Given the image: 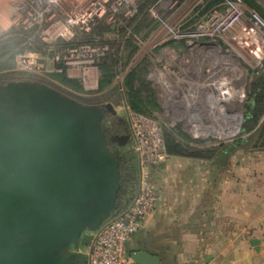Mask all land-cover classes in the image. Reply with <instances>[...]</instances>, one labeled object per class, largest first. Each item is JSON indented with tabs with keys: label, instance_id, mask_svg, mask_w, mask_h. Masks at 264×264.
I'll use <instances>...</instances> for the list:
<instances>
[{
	"label": "water",
	"instance_id": "95a60500",
	"mask_svg": "<svg viewBox=\"0 0 264 264\" xmlns=\"http://www.w3.org/2000/svg\"><path fill=\"white\" fill-rule=\"evenodd\" d=\"M103 117L41 83L0 84V264H74L80 242L91 244L121 187ZM129 159L137 170L136 153ZM131 257L160 263L146 251Z\"/></svg>",
	"mask_w": 264,
	"mask_h": 264
},
{
	"label": "built area",
	"instance_id": "2783aa9c",
	"mask_svg": "<svg viewBox=\"0 0 264 264\" xmlns=\"http://www.w3.org/2000/svg\"><path fill=\"white\" fill-rule=\"evenodd\" d=\"M141 2L143 10L159 24L164 33V40L158 45L162 50L159 58L152 60L153 68H149L148 79L163 90V96L168 102L177 103L175 98H180L187 111L192 108L188 100L194 96L191 93L192 83L183 81L181 86L172 80L179 75L171 66L181 61L178 57L180 51L186 47L192 50V46L196 44H212L211 42L220 38L226 40L227 37L245 52L254 55H261L263 52L264 18L256 10L249 9L244 0H217L216 6L188 25L184 19L173 18L180 0H0V40L28 30L33 31L35 36L36 28L45 41L59 48L54 60H61L73 70L83 68L81 78L84 85L86 88H93V70L98 69L105 53L87 45L80 47V52L79 49H70L63 54L64 50L58 41L72 40L77 32H91L103 20L109 21L115 28L120 16L128 20L135 18ZM129 25L131 27H126L128 35L133 36L135 23L130 22ZM171 41H184V45L176 46L169 43ZM104 51L109 52V55L113 52H110L109 46ZM111 56L115 57L114 54ZM18 63L32 66L35 64V56L32 53L21 54ZM212 64L205 70L208 76L206 79L198 63L191 67L185 66L183 76L189 78V82L190 79L193 82V77L197 78L195 85L198 90L211 91L210 96L216 94L218 104L222 105L220 110L226 113L223 103L232 99L231 83L228 78L220 79L214 63ZM115 70L120 91L125 95L127 89L124 82L128 73L119 65L115 66ZM58 71L63 72V67ZM202 80L204 83H201ZM239 97L242 99L244 94ZM127 112L131 150L136 153L137 162L135 194L124 210L111 214L93 231V240L88 246V264H129V238L140 230L144 220L157 209L159 191L151 179L150 169L170 158L164 126L153 115L130 107Z\"/></svg>",
	"mask_w": 264,
	"mask_h": 264
},
{
	"label": "rangeland",
	"instance_id": "374dc122",
	"mask_svg": "<svg viewBox=\"0 0 264 264\" xmlns=\"http://www.w3.org/2000/svg\"><path fill=\"white\" fill-rule=\"evenodd\" d=\"M255 1H258L257 4L264 12V0ZM142 5L141 2L139 13L135 18L128 20L120 16L118 25L115 28L108 23L109 21L103 20L98 22L94 27L96 28L95 30L94 28L92 29V33L77 32L72 40L58 41V43H61L59 45L62 46L64 50L63 54L70 49H79L80 52V47L88 45L94 49L99 48L100 53L104 52L105 56L103 57L105 59L108 57L109 52H105L104 48L109 46L110 52L113 51L110 55L114 54L115 56L112 57L115 59V66L119 65L124 71H127V73L132 71L135 67V63L143 61L145 57L148 58V64H151L148 65V70L146 72V78L148 79L149 68H153L152 63L154 61L152 62V59L155 60L157 57L159 58L161 51L149 50L151 41L153 40L147 37L145 31L142 33L144 36L134 37L128 35L126 28L130 26V22L139 23L141 27H145L146 31H148L150 27L155 30L159 27V24L143 10L144 5ZM254 10L264 18L260 11L257 9ZM183 21L188 25L193 22V19L188 20L184 18ZM140 40L142 43H140ZM226 40L220 38L211 42L212 44H196L192 46V50H188L186 47L179 53L178 57L181 61L171 66L177 73L179 72V75L172 78L174 83L177 82L181 86L182 83H184L183 81H188V84L192 83L191 93H193L194 96L188 99L192 107L190 110L187 111L183 108L184 104H182L180 98H175L179 101H177V103L168 102L165 96H163V90L160 89L156 83L154 85L153 82L148 79L157 106L149 107L147 114L153 115L163 124L166 146L170 157L176 155L191 158H210L219 154L223 144L245 136L242 134V124L246 89L254 73L262 65L264 48L261 55H254L245 52L233 41L231 42L230 38L226 37ZM129 42L130 44L135 43V45H137L135 52H139L140 50L139 55H133V50L127 46ZM182 42L184 41H181V43ZM197 42L205 41L199 40ZM58 50L59 48H55L53 43L45 41L40 33L37 32L36 28L35 36L33 31L28 30L21 34L10 35L0 40V84L5 85L9 82L20 81L44 84L53 88L58 93L82 104L91 107H102L104 110L102 129H105L109 136L118 138V136L130 135L127 110L128 107L134 110L130 104V91H126L125 95L122 94L119 88L120 82L116 79V76L112 86L101 90L99 85L102 72L99 65L97 70H93L95 77L93 80V88H86L81 78L84 69L79 67L73 70L70 65L63 64L61 60H54L55 52ZM31 53L35 56V64L32 66H25L18 63V57L21 54ZM196 63H198L199 69H203V77L205 79L208 77L205 70L213 65L212 63H214L220 79L224 77L229 79L228 81L231 83L233 93L232 99L229 102L223 103L227 111L226 113L220 110L222 105L218 104L216 94L215 96H210L211 91L198 90L197 85H195L196 81L198 82L197 78L193 77L195 81L193 80L192 82L190 79L191 82H189V78L183 76L185 66L191 67ZM60 67H63V72L66 73L67 77L77 81L81 88L73 87L54 78V73L61 72L58 71ZM189 76L191 77L192 73ZM96 77H98L97 83ZM201 83H204V80H202ZM242 93L244 97L241 99L239 96ZM108 103L113 104L112 111L106 108ZM193 125L196 126L193 127ZM121 142L122 140L119 138L115 140V151L119 156L121 154L131 155L133 152L131 150V139L127 140L124 145H121ZM181 150L185 152L183 154L181 152L177 153ZM236 150H240L242 153L255 154L257 151H262L264 149H255L248 145L238 147ZM134 177L136 182L138 180L137 170ZM133 189L134 184L130 187L126 198L129 197V194H132ZM251 234L253 233L249 232L248 236ZM83 245L84 243L80 242L76 257L79 253H84L82 252L84 250ZM85 255L87 256V254Z\"/></svg>",
	"mask_w": 264,
	"mask_h": 264
},
{
	"label": "crops",
	"instance_id": "0c3cea01",
	"mask_svg": "<svg viewBox=\"0 0 264 264\" xmlns=\"http://www.w3.org/2000/svg\"><path fill=\"white\" fill-rule=\"evenodd\" d=\"M180 2L173 18L194 23L217 0ZM144 31L153 40L149 50L161 51L163 31L142 27L132 34L144 36ZM127 46L137 49L135 43ZM136 49L133 55L140 54ZM236 149L206 159L175 155L151 167L158 205L127 242L129 264H136L131 256L137 251L158 256L159 264H264V150L248 154ZM254 238L261 241L259 250L250 243ZM83 247L87 254L89 247Z\"/></svg>",
	"mask_w": 264,
	"mask_h": 264
},
{
	"label": "trees",
	"instance_id": "16d2710c",
	"mask_svg": "<svg viewBox=\"0 0 264 264\" xmlns=\"http://www.w3.org/2000/svg\"><path fill=\"white\" fill-rule=\"evenodd\" d=\"M246 3L254 9H257L264 16V12L257 4L255 0H245ZM109 28V27H107ZM135 32H140L142 28L139 23H135ZM96 28H94L95 30ZM92 33V32H91ZM136 49L134 46L133 51ZM148 61H143L132 69L127 74L125 79V87L127 91L131 93L130 104L134 110L142 113H147L149 107L157 106L153 95L152 87H150V81L146 78V72L148 70ZM101 69L100 89L104 90L112 86L113 80L116 75L115 59L109 55L102 60L99 64ZM53 77L59 81L69 84L73 87L79 88L80 85L77 81L69 79L64 72H57L53 74ZM81 88V87H80ZM242 134L245 136L236 139L235 141L223 144L221 146L222 154L226 152H232L238 147L252 146L255 149H264V59L261 67L254 73L249 85L246 89V99L244 102V118L242 124ZM109 146V145H108ZM111 153L120 162V175H121V187L117 194V204L113 210V214L119 213L124 210L131 202L136 189V182L134 174L135 168L132 167L129 160V154H119L115 151V148L110 147ZM184 153L181 150L177 153ZM134 184L132 194H127L130 187ZM74 264H88L87 256L84 253H79L76 257Z\"/></svg>",
	"mask_w": 264,
	"mask_h": 264
},
{
	"label": "flooded vegetation",
	"instance_id": "af4514ba",
	"mask_svg": "<svg viewBox=\"0 0 264 264\" xmlns=\"http://www.w3.org/2000/svg\"><path fill=\"white\" fill-rule=\"evenodd\" d=\"M103 131H104V133H105V136H106V139H107V143H108V145H109L110 147H112V146L114 147V142H115V140L118 139V138H114V137L109 136L108 132H107L105 129H103Z\"/></svg>",
	"mask_w": 264,
	"mask_h": 264
}]
</instances>
